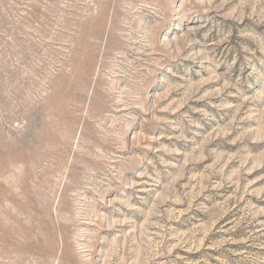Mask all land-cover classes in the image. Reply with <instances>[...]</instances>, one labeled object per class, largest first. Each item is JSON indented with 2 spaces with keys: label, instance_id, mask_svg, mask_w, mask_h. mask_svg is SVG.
Returning <instances> with one entry per match:
<instances>
[{
  "label": "rangeland",
  "instance_id": "rangeland-1",
  "mask_svg": "<svg viewBox=\"0 0 264 264\" xmlns=\"http://www.w3.org/2000/svg\"><path fill=\"white\" fill-rule=\"evenodd\" d=\"M0 264H264V0H0Z\"/></svg>",
  "mask_w": 264,
  "mask_h": 264
}]
</instances>
